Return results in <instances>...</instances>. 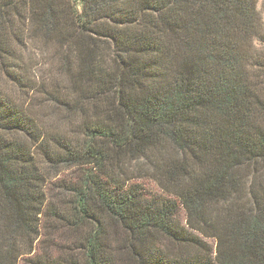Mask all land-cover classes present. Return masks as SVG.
<instances>
[{
  "label": "trees",
  "instance_id": "1",
  "mask_svg": "<svg viewBox=\"0 0 264 264\" xmlns=\"http://www.w3.org/2000/svg\"><path fill=\"white\" fill-rule=\"evenodd\" d=\"M257 3L0 0V264H264Z\"/></svg>",
  "mask_w": 264,
  "mask_h": 264
},
{
  "label": "rangeland",
  "instance_id": "2",
  "mask_svg": "<svg viewBox=\"0 0 264 264\" xmlns=\"http://www.w3.org/2000/svg\"><path fill=\"white\" fill-rule=\"evenodd\" d=\"M257 8L264 21V0H258ZM73 174V170H65L48 182L47 189L48 194L50 195L49 200L53 199L51 196L52 193L56 194L57 190L54 189V186L56 187V183L59 184L60 180L63 181L71 179ZM70 236L71 233L67 229L63 228L62 225L56 223L54 219H47L43 217L42 234L35 244V250L32 255H58L63 246L70 244ZM31 262V260L23 258L19 261V264H31Z\"/></svg>",
  "mask_w": 264,
  "mask_h": 264
}]
</instances>
